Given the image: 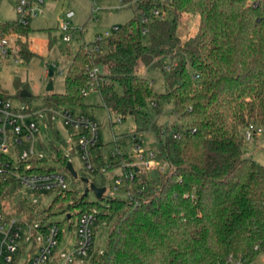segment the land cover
<instances>
[{"label":"trees","instance_id":"trees-1","mask_svg":"<svg viewBox=\"0 0 264 264\" xmlns=\"http://www.w3.org/2000/svg\"><path fill=\"white\" fill-rule=\"evenodd\" d=\"M120 1L134 9V17L110 37L81 45L70 58L64 93L39 99L46 108L72 110L82 106L84 91L98 93L110 121L115 119L112 125L130 122L129 133H152L157 165L136 172L122 166L134 160L119 140L97 144L91 149L93 176L103 178L111 164L108 172L122 177L119 193L88 202V194L76 198L66 191L43 212L71 199V207L81 209L78 215L96 210L93 233L105 228L106 241L89 264H253L264 250V166L243 148L247 128L264 127V0ZM142 15L148 24L141 23ZM183 16L198 18L196 33L184 40L178 35ZM30 31L20 16L0 22V43ZM14 49L7 57L25 65L34 58L23 44ZM143 69L161 72L163 94L155 93ZM14 84L29 108L32 95L21 97L27 89L18 80ZM0 96L12 100L1 88ZM159 102L173 105L176 120L167 129L151 119L149 109ZM50 148L66 171L61 151L53 143ZM117 150L124 154L113 162L110 154ZM6 202L11 214L34 219V206L11 180L0 182V204Z\"/></svg>","mask_w":264,"mask_h":264},{"label":"built area","instance_id":"built-area-1","mask_svg":"<svg viewBox=\"0 0 264 264\" xmlns=\"http://www.w3.org/2000/svg\"><path fill=\"white\" fill-rule=\"evenodd\" d=\"M33 3L37 4L39 8L43 4V0H21L17 7V12L24 24L28 23L27 19L30 17L42 14L40 8L37 12H33L32 8L28 7ZM153 16L161 18L158 11H154ZM140 20L142 24H148L150 18L147 15H142ZM60 30L62 41L69 43L72 40L69 24L61 22ZM117 30L118 27H114L112 32H107L103 37H97L96 40L108 38ZM146 32L145 29L142 31L143 34ZM8 50L15 51L11 40L4 39L0 43V55L6 58ZM95 73V71L91 72V76ZM87 94L86 91L82 93L84 97ZM51 124L66 143L65 146L56 141L53 134L52 138L48 136L49 133H52L49 126ZM59 127L72 129L74 136L69 135L67 140L60 134ZM262 132L261 128L250 125L245 132V140L251 141L255 135ZM141 136L138 133L129 135L132 148L125 151L131 154L134 161L130 165L123 164L122 166L131 167L136 172H148L157 165L155 152L142 147ZM98 138V127L92 119L83 114L75 115L71 110L63 107L46 108L41 104L33 103L28 108L26 104H15L12 100L0 96V182L8 180L14 182L18 195L27 199L35 208L32 220L29 216L11 214L5 206L6 204H0V264L87 263L94 251L93 227L96 224V210L78 215L73 246L68 251L59 250L62 239L58 223H52L48 219L42 222L41 219H38L47 215L43 212L44 209L41 206L43 197L39 194L49 193L55 195L54 199H56L68 191L65 177L60 167L55 163L57 153L50 148L51 143L61 151L67 163H71V157L75 151L72 139H78L76 145L82 159L83 171L88 175V180L91 183L90 178L95 172L91 163V149L98 144ZM123 154L124 152L117 150L112 152L110 157L115 162L117 157ZM44 160L48 161L44 162ZM110 167L111 164L106 165L102 172L109 173ZM117 176L115 175L112 193H118L122 186V177ZM78 177L80 176L78 175ZM126 177L132 182L134 172L129 171ZM65 221L70 226L72 224L71 215H67Z\"/></svg>","mask_w":264,"mask_h":264},{"label":"rangeland","instance_id":"rangeland-1","mask_svg":"<svg viewBox=\"0 0 264 264\" xmlns=\"http://www.w3.org/2000/svg\"><path fill=\"white\" fill-rule=\"evenodd\" d=\"M19 0H0V22L14 21L19 18L17 12ZM164 1V0H163ZM122 5L120 0H43L40 5L42 14L27 19L28 27L31 30L27 37L12 35L8 37L14 48L23 44L34 55L29 64H22L14 56L7 57L0 62V88L7 92L15 104L25 105L26 100L16 96L17 88L15 80L20 85L25 86L27 91L32 95L33 104H41L40 99L48 93L46 91L48 84L53 85L52 94H63L65 91L64 82L66 72L70 65V58L74 55L79 47L83 44H89L96 41L97 37H103L105 33L112 32L114 27H121L134 17V9ZM132 6V5H131ZM33 12L39 10L37 4H29ZM61 22L69 24V33L72 34V40L64 43L61 39L60 30ZM198 27V18L196 16H183L180 19L178 35L182 40L193 36ZM69 54V56H68ZM18 62H15V61ZM52 76L49 77V72ZM141 74L153 83L156 94H163L165 91L164 79L160 71L147 73L144 69ZM24 90V89H23ZM38 100H35L37 99ZM151 119L156 126L167 129L172 126L176 120L173 113V105L159 102L153 104L149 109ZM71 112L75 115L83 114L94 121L98 127V144L109 145L113 140H119L124 150H131L129 133L132 124H114L115 119L110 118L104 108L101 106V99L98 93L94 91L88 94L82 100V106L73 108ZM262 133L257 134L256 139L245 141L244 152L247 157L258 161L264 166V127ZM60 134L69 139V135L74 136L70 128L59 127ZM129 133V135H127ZM126 134V135H125ZM48 136L52 138V133ZM46 140V139H45ZM75 151L71 157V163L76 172L81 177L84 174L82 159L77 149L78 139H72ZM118 141V142H119ZM155 138L152 133H143L141 136V145L144 149L154 150ZM64 153V152H63ZM63 173L68 191L76 193L79 198L86 187L78 179H74L67 171ZM116 173H107L103 176H92L90 179L95 180L97 184L104 182L107 192L105 196L112 193ZM95 177V179H93ZM42 196V209L48 210L53 204L55 195L46 193L39 194ZM88 202H96L95 195L89 191L86 197ZM73 200L62 201L55 205L50 212H46L48 220L52 223H58L62 226L63 235L59 250L68 251L75 242V230L78 219V213L81 211L78 207H71ZM8 209V202L5 205ZM11 207V206H10ZM9 212H13L8 209ZM71 215V225L66 224L65 218ZM106 241V229L98 227L95 239L94 250H102ZM89 264V263H86ZM253 264H264V250L256 257Z\"/></svg>","mask_w":264,"mask_h":264},{"label":"water","instance_id":"water-1","mask_svg":"<svg viewBox=\"0 0 264 264\" xmlns=\"http://www.w3.org/2000/svg\"><path fill=\"white\" fill-rule=\"evenodd\" d=\"M52 76V72L50 71L49 72V77ZM46 91L48 93H51L53 91V85L52 83L50 82L48 84V87L46 89ZM30 96V93L26 92V91H22L21 92V97L23 98H27ZM65 169L67 170V172L74 178V179H79L82 183L86 184L87 187L85 188L84 190V195H87L89 191H91L97 200H101L106 192V188L105 187H102V188H99L97 186H95L94 183H90L89 180L87 178H84V177H78V173L74 170L72 164L70 162H68L66 164V167Z\"/></svg>","mask_w":264,"mask_h":264},{"label":"crops","instance_id":"crops-1","mask_svg":"<svg viewBox=\"0 0 264 264\" xmlns=\"http://www.w3.org/2000/svg\"><path fill=\"white\" fill-rule=\"evenodd\" d=\"M120 3L122 4V2H121V1H120ZM122 5H123V4H122ZM256 138H257V136H255V137H254V139H256ZM257 162H258V161H257ZM260 164H261V163H260Z\"/></svg>","mask_w":264,"mask_h":264}]
</instances>
